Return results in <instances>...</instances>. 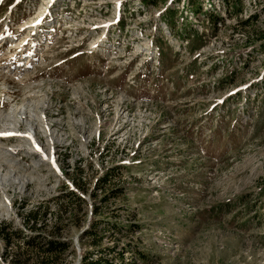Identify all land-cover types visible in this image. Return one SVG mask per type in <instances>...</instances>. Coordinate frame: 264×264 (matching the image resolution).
I'll return each instance as SVG.
<instances>
[{"label":"rangeland","instance_id":"rangeland-1","mask_svg":"<svg viewBox=\"0 0 264 264\" xmlns=\"http://www.w3.org/2000/svg\"><path fill=\"white\" fill-rule=\"evenodd\" d=\"M0 32L52 159L0 155V264H264V0H0Z\"/></svg>","mask_w":264,"mask_h":264},{"label":"bare ground","instance_id":"bare-ground-1","mask_svg":"<svg viewBox=\"0 0 264 264\" xmlns=\"http://www.w3.org/2000/svg\"><path fill=\"white\" fill-rule=\"evenodd\" d=\"M2 38V37H1ZM26 43V42H25ZM23 45H20L19 48L17 49V51L19 52L22 49ZM23 50V49H22ZM15 52V51H14ZM17 52V53H18ZM21 52V51H20ZM13 53V52H12ZM17 56V55H16ZM15 56V57H16ZM18 61V60H17ZM29 88V87H28ZM41 103V102H40ZM26 104V103H25ZM24 102L15 105L13 107H11L10 109L6 110V111H2L0 110V126H1V131L0 135L3 136V138L1 137V139H7L10 140L11 138H15L16 137H21V140L24 144H18L15 145L16 147L13 149H8L7 147L4 146V144H0V155H4L6 156L7 154L9 155V153H18L22 150L25 149V151L34 154L38 157V159H40V161L42 162H46L49 163L52 161L48 160L49 158L47 156L44 155V152H42V148L39 146L38 143H36L37 141L34 139V130L36 128L33 127V125L31 124L29 127V129H26L25 132L21 133L20 131V123L25 120H28V118H30V114L31 112H34V116H37V119L39 118V114L37 113V109L39 108V102L35 103L34 107L29 108L28 110V105H25ZM25 105V106H24ZM33 105V104H32ZM32 115V114H31ZM43 116H40L41 119H39L40 121L42 120ZM44 117H47L46 114L44 113ZM35 119V118H34ZM44 120V119H43ZM30 123V122H29ZM28 123V124H29ZM42 124V123H41ZM39 126V125H38ZM42 126V125H41ZM40 126V127H41ZM37 127V126H36ZM33 130V132H30V130ZM45 130V129H44ZM43 132V131H42ZM36 133V132H35ZM33 134V135H32ZM23 137V138H22ZM28 139V140H26ZM20 140V141H21ZM25 141V142H24ZM25 145V146H24ZM24 146V147H23ZM49 155V154H48ZM2 157V156H1ZM9 160V159H8ZM12 161V160H11ZM13 164V163H12ZM11 167V166H10ZM9 173L5 172V174H3L0 177V182L3 183L5 181H12V179H9ZM16 178H14L13 180H15ZM0 183V184H1ZM1 203L6 204L5 200L2 198Z\"/></svg>","mask_w":264,"mask_h":264},{"label":"trees","instance_id":"trees-1","mask_svg":"<svg viewBox=\"0 0 264 264\" xmlns=\"http://www.w3.org/2000/svg\"><path fill=\"white\" fill-rule=\"evenodd\" d=\"M73 183H75V180H73ZM69 194L70 195H75V193L73 192V191H69ZM35 215H36V211H33L32 213H31V215L27 218V220H29L30 221V219H32V222H34V219H35ZM28 221V222H29ZM31 242V241H30ZM49 245H51V247H48L47 249H46V251L47 252H51V250H52V247H53V245H58V246H60V247H62V248H65L66 246L63 244V243H61L60 241H57V240H50L49 241ZM103 258V257H102ZM101 257H98V258H96V259H93L92 257H84L82 260H81V262H80V264H113V263H108V262H106L104 259H102Z\"/></svg>","mask_w":264,"mask_h":264}]
</instances>
